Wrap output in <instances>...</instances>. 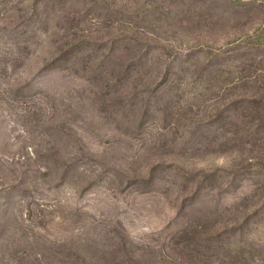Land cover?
I'll list each match as a JSON object with an SVG mask.
<instances>
[{
	"label": "rangeland",
	"instance_id": "rangeland-1",
	"mask_svg": "<svg viewBox=\"0 0 264 264\" xmlns=\"http://www.w3.org/2000/svg\"><path fill=\"white\" fill-rule=\"evenodd\" d=\"M0 264H264V0H0Z\"/></svg>",
	"mask_w": 264,
	"mask_h": 264
}]
</instances>
